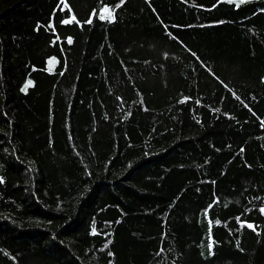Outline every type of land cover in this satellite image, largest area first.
Here are the masks:
<instances>
[{"label": "trees", "instance_id": "obj_1", "mask_svg": "<svg viewBox=\"0 0 264 264\" xmlns=\"http://www.w3.org/2000/svg\"><path fill=\"white\" fill-rule=\"evenodd\" d=\"M237 2L0 0V264H264V0Z\"/></svg>", "mask_w": 264, "mask_h": 264}, {"label": "snow or ice", "instance_id": "obj_2", "mask_svg": "<svg viewBox=\"0 0 264 264\" xmlns=\"http://www.w3.org/2000/svg\"><path fill=\"white\" fill-rule=\"evenodd\" d=\"M245 2H247V0H238V2H237V7H239V5H240L241 3H245ZM104 11H105V12H108L109 10H108L107 8H105ZM75 19H76V18L73 16V17H72V20H75ZM99 19H101V20H108L109 22H113V21L115 20V15L112 14L111 12H109V14H108L107 16H105V15H100V16H99ZM71 22H72L71 20H64V21H63V23H65V24H68V23H71ZM86 23H89V24H90V23H92V21H91V20H88V21H86ZM68 43H69V44L72 43V41H71L70 38L68 39ZM48 63L51 64L52 61L50 60ZM30 84H31V81H29V85H30ZM24 91H27V88H25ZM0 182H3L2 179H0ZM260 211H261V212H264V208H261ZM248 227L251 228L252 225L249 224ZM93 232L95 233V229H94V228H93Z\"/></svg>", "mask_w": 264, "mask_h": 264}]
</instances>
